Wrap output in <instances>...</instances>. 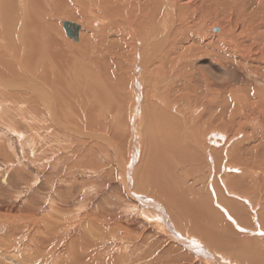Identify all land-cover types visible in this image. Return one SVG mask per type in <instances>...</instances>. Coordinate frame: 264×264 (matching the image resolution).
<instances>
[{
  "label": "rangeland",
  "instance_id": "obj_1",
  "mask_svg": "<svg viewBox=\"0 0 264 264\" xmlns=\"http://www.w3.org/2000/svg\"><path fill=\"white\" fill-rule=\"evenodd\" d=\"M55 1L57 0H38L35 9L42 15L37 20L44 21V25L51 22L55 24L59 47L66 51L68 60L90 67L89 88L92 89H88L87 93L85 90L82 92L86 86L78 84L80 74H76L74 79H70V75H64L63 79L56 80L59 84L55 83V91L62 100V109H55V114L61 117L57 122L47 113L43 99L45 96L41 95L46 89L42 86L44 78L40 75L50 68L46 66L49 65L50 57L47 54L51 42L47 31H42L43 27L38 25L39 22H36V28L32 26L31 43H40L45 55L42 56L44 60L38 58L30 62L31 69L23 71L24 80L17 78L22 71L16 62L11 60L6 62L11 65L3 64L5 59L9 60V56H12L9 49L4 56L0 48V72L3 73H0V80L8 85L0 87V253H7L5 257L9 258V261L0 259V264H60L59 260L64 258L69 259L67 261L70 264H208L195 254L197 249L192 248V241L185 244L180 239L174 240L158 225L162 218L160 210L150 209L158 214L151 211L150 214L154 216L151 218L157 220H149L151 218L146 213L149 206L145 207L143 203L141 205L137 194L147 192L151 197L160 199V186L157 183L160 180L164 185L170 182L169 185L172 184L175 191H181L185 196L202 195L206 201L212 198L210 202L218 208L219 205H215L217 197H213L216 194L213 182L217 184V180L227 178H232L234 183H228L227 186L219 182V198H222V205L232 203L238 206L240 213L243 212L242 220L238 219L239 216H234L233 220L226 218L233 227L228 234L237 233L240 240L229 241L230 236H226L225 239L215 242H208L205 237H196L197 241L207 249L215 251L217 257L224 262L227 260L230 264L234 261L242 264H264V59L258 60L259 55L263 54L264 44L262 41L257 43L258 38L253 35L255 31L247 30L239 35L242 45L226 40L225 49L221 48L219 53L201 52L194 57H181L177 67L169 72V63H165V60L150 57L144 59L145 62L141 65L135 61L132 54L136 50L129 48L124 41V38H134L132 31L136 29L137 23L131 21L130 15L128 19L125 13L117 15L110 12V18H104L105 14L101 13L102 19L94 20L93 14L83 10L73 12L68 5L61 7ZM216 1L206 3L207 16L212 17L207 21L210 26L213 24L211 28L206 21L201 27L200 33L206 37L218 33L219 30L216 29L220 26L217 16L221 22L227 17L225 12V17L220 15L223 9L228 13L233 7L240 14L239 9L235 8L238 4L234 6L233 3H222L224 0ZM72 3L77 4L75 1ZM99 11H95L97 15L100 14ZM24 15L19 14L14 32L4 30L6 25L0 18V34L13 36V40L17 42V54V47L22 46L17 37L21 30L19 27L25 24ZM28 18L27 16V21L30 19L34 23L31 17ZM66 20L83 24V38L89 37L95 31L92 41L95 46H100L104 29L105 33H115L111 29L122 31V35L118 33L122 51L119 46L110 47L109 51L128 53L113 55V59L105 64L103 73L95 63L97 57L101 58L97 48L76 54L75 48L71 47L70 44L78 45L82 39H70L64 26ZM112 20H115L114 24H120L116 26ZM128 20L133 23L130 29L126 25ZM161 21L162 24L164 20ZM161 24L158 25L161 27ZM150 25L151 23L145 31V39L155 34L156 26ZM158 31L160 34L165 33ZM0 41L1 45L3 41ZM238 46L236 53L234 48L238 49ZM243 50L247 54H242ZM138 66L145 72L142 73L145 76L142 80H146V84L143 81L144 99L136 104L133 76ZM29 75L34 76L29 78ZM192 76L197 91L205 93L203 99L198 100L194 95L195 86H190ZM47 84L51 86L50 83ZM98 93L104 97L101 98V105L95 100ZM189 94L192 95V100ZM214 94L219 100L228 99V103L221 104L212 112L209 104L214 100ZM247 98L250 103L246 102ZM217 99L215 102H218ZM158 111L161 115H157ZM134 112H138L137 117L133 116ZM217 114L221 116V120L212 122L207 118ZM138 117L141 125L136 123ZM218 129L229 139L226 145L217 148L218 153H221V162L213 164L206 157V149L211 144L207 138L216 137L217 135L210 134L209 131ZM172 135L176 137L173 144L170 140ZM130 146L136 151L132 152ZM161 148L163 157L166 156L168 161L160 165L156 150L160 152ZM239 153L244 158L249 156L247 161L250 160V164L242 163ZM235 157L238 164L233 160ZM133 165L132 172H126L125 176L126 168ZM228 165L240 168L238 171L230 170ZM247 172L251 175L246 176ZM132 180L135 186L130 189L127 182L132 183ZM240 180H244L247 185H238ZM215 187L219 190L216 185ZM191 199L186 197V201H180L182 203L172 200L167 202L165 198L160 200L166 203L174 223L181 222L185 229L189 225L184 221H193L187 215L191 205V201H188ZM186 203L189 206L187 209ZM219 214L216 213L215 216ZM185 231L188 233L186 229ZM190 231V236L195 234L194 230ZM45 251L49 253L46 255ZM74 254L79 256L78 262L75 261ZM24 255L26 257L22 258ZM48 255L51 256L50 260ZM256 255L258 261L254 257Z\"/></svg>",
  "mask_w": 264,
  "mask_h": 264
},
{
  "label": "bare ground",
  "instance_id": "obj_2",
  "mask_svg": "<svg viewBox=\"0 0 264 264\" xmlns=\"http://www.w3.org/2000/svg\"><path fill=\"white\" fill-rule=\"evenodd\" d=\"M75 1L77 4H73L72 2ZM57 0L55 1L56 3H58L61 7H65L68 5V8L73 11H79V10H83L84 12L88 13V14H93L94 20H101V13L105 14V17L108 16L110 18V15H112L110 12L112 13H117V15H119V13H125L126 15H128V19H129V15L131 18V21L134 23L136 22V29L134 28L132 32L133 33V37H128V38H124L125 44L128 43L129 48H134L136 51H134V53L132 54V56H134L135 61H138V63L141 65L142 62H145L144 59L146 58H157L158 60H165L164 62H168V71L169 72H173V68L177 67L180 58L181 57H185L187 55L193 56L194 55H198L201 54V52H207L210 54L213 53H219L221 52V48L225 49V42L224 41H230L232 43H235L237 45H242L243 42H239V35L244 34V32H246L247 30L250 31H255L253 32V35L256 36L257 39V43L262 41V44H264V0H224L222 3L226 2L228 3H233L234 6H237L235 8H238L240 11H234L233 7L228 10L229 12L227 13L225 11V9H223L220 12V15L224 16V12L226 13L225 18H223V22H221V20H219V25L220 27H218L216 30L218 31V33H214V35H210L209 37H206L204 34H201V27H203L206 24V21L208 20V18L211 20V15H208V12L206 13V7L207 4L209 2H213L215 0ZM34 2V4H33ZM90 2V3H89ZM218 2V0L216 1ZM38 3V0H0V18L3 21L2 23L5 24L6 26L3 27L5 28L4 30L6 31H12L14 32V27H15V22L18 20V18L20 17L19 14H25L24 16V23L22 26L19 27L20 32L18 40L22 43V46L17 47L19 50L18 54L16 53V44L17 43L15 40H13V36L9 35H1L0 34V39L3 41L0 45V48H2V53L4 54V56H6L7 53V49L10 50V54H11V58L9 56V60L5 59V62L3 61V64H5L6 62H10L11 60L16 62L19 67H20V71L21 75L18 76L17 78L19 80H24L25 76H24V70L27 69H31L30 67V62H34L35 59H41L43 55H45V50L42 49V46L40 43H31V35L33 34V28L32 26H34V28L37 27V23L39 22L38 17L41 16L42 14L37 11L36 8V4ZM215 3V2H214ZM33 4V5H32ZM75 5V6H73ZM211 5V4H208ZM230 5V4H229ZM43 6V5H42ZM213 6V5H212ZM218 8V7H217ZM223 8V7H222ZM226 8V7H224ZM42 9V8H41ZM209 9V8H208ZM216 9V8H215ZM227 9V8H226ZM100 10V14H96L95 11ZM122 10V11H121ZM218 10V9H217ZM47 11V9H46ZM215 11V10H214ZM219 14V13H218ZM83 14H81L82 16ZM122 15V14H121ZM27 16L30 18L31 20L36 23H32L30 22V19L27 21ZM78 16V17H81ZM124 16V15H123ZM41 18V17H40ZM164 20L163 23L161 24L160 21ZM240 19V20H239ZM43 20V19H42ZM41 20V21H42ZM116 20V19H115ZM114 20V21H115ZM122 20V19H121ZM241 22H239V21ZM27 21V22H26ZM67 21V20H66ZM72 22V20H69ZM80 21V20H79ZM88 21V20H87ZM114 21L112 20L113 24ZM129 23H127L126 25H128L129 29L132 28V22L130 20H128ZM216 21V20H215ZM23 22V21H22ZM74 22V21H73ZM118 22V21H117ZM162 22V21H161ZM43 22H39L38 25L43 27V32L47 31L48 35H50L51 38V42H50V48L47 54L50 59L48 60L49 65L46 66H50V68H47L45 73L41 74L40 76L42 78H44V81L42 86H44V89H46L45 91H43V93L41 95L45 96L44 99V106H46L47 108V113H49V116H53L54 120L59 122L60 118L58 117V115L55 114L56 112V108L58 109V111H60L62 109L61 106V102L62 100H60V97L58 95V93H56L55 89V83L56 80L59 79H63L64 75H70L72 76L70 79H74L75 75L80 74L78 76V81L80 83L78 84H83L86 86V88H83V93L84 90L85 92L88 89H92L89 88L91 86V82H90V77H91V73L90 71V67L87 66H81L80 64L77 63H72L70 60H68L66 57V51H64L63 48L59 47V42L57 37V34L55 31V24L54 23H50L49 25L46 24L44 25ZM77 24L80 25V29H79V38L78 39H82V42L78 45H73L70 44L71 47L75 48V52L76 54H82V53H86V51H90L92 49H98L99 50V56L101 55V58L97 57L96 58V65L99 68L100 71H104L103 73H105L104 70V66L107 63V61H109L113 55H115L116 53H121L122 55L124 54V52L122 53L121 48H120V36L118 33H121L122 35V31L116 30V29H111L114 30V32H108L105 33V29L103 30V35L100 38V46H95V42H92L95 38V31L93 32V34H90L89 37H82L83 34V29L84 26L83 24H81L80 22H75ZM99 23V22H98ZM101 23V22H100ZM104 23V22H102ZM149 23H151V25L155 30V34L152 36L147 37L146 39L145 37V31L147 30V28L149 27ZM208 23V21H207ZM1 24V23H0ZM120 24V23H118ZM117 24V25H118ZM161 24L162 26L160 27ZM242 24V27L240 26ZM19 25V24H18ZM98 25V24H96ZM102 25V24H101ZM116 25V24H114ZM116 25V26H117ZM135 25V24H134ZM150 25V26H151ZM209 27H213V24L210 26V23H208ZM36 26V27H35ZM241 28H240V27ZM1 27V26H0ZM127 27V26H126ZM18 28V27H17ZM32 28V29H31ZM115 28V27H114ZM119 28V27H117ZM124 28V27H123ZM39 29H41L39 27ZM240 29V30H238ZM27 30V31H26ZM108 30V29H106ZM125 30V29H124ZM164 31L165 33L162 35L160 34V32L158 31ZM3 31V30H2ZM102 31V30H101ZM67 32V31H66ZM97 32V31H96ZM149 32V31H148ZM159 32V33H158ZM4 33V32H3ZM147 33V32H146ZM36 35V33H34ZM40 34V33H39ZM38 34V35H39ZM84 35V34H83ZM87 35V33H86ZM161 35V36H160ZM69 36V35H68ZM33 37V36H32ZM70 37V36H69ZM126 37V36H125ZM16 38V39H17ZM15 39V38H14ZM70 39L77 41L76 39H73L70 37ZM123 39V38H122ZM250 40H252L249 37ZM35 40V39H34ZM256 40V39H254ZM15 41V42H14ZM18 41V42H19ZM67 41V40H66ZM244 41V40H243ZM248 41V39H247ZM1 42V41H0ZM41 42V41H40ZM123 42V41H122ZM62 43V42H61ZM119 43V44H118ZM144 43L146 45H144ZM256 44V43H255ZM93 45V46H92ZM45 46V45H44ZM113 46H119V49L121 51H113L110 52L109 48H113ZM93 47V48H92ZM73 48V49H74ZM59 49V50H58ZM63 49V52L61 53ZM72 49V50H73ZM115 50V49H114ZM217 50V51H216ZM234 50L237 51L239 50V46L238 49L234 48ZM21 51V52H20ZM112 51V50H111ZM133 51V50H132ZM166 51V52H165ZM1 52V51H0ZM71 52V51H69ZM93 52V51H92ZM103 54H101V53ZM128 53V52H125ZM242 54L245 53L244 50L243 52H241ZM254 53V51H253ZM255 54L257 55V53L255 52ZM2 55V54H1ZM127 55V54H126ZM249 55L251 56L252 53L250 52ZM103 56V57H102ZM117 56V55H116ZM129 56V55H128ZM127 56V58H128ZM131 56V55H130ZM139 58V59H138ZM257 58V57H256ZM44 60V58H42ZM83 59V58H82ZM113 59V58H112ZM264 59V51L263 54L260 56L259 55V61ZM129 60V59H128ZM133 60V59H132ZM73 61V59H72ZM137 63V64H138ZM154 63V62H153ZM11 65V63H6ZM47 64V63H46ZM128 64V63H127ZM146 64V63H144ZM159 64V63H158ZM161 64V63H160ZM57 65V67H56ZM243 65H247L246 63H243ZM110 66V65H109ZM156 66V65H155ZM191 66V65H190ZM6 67V66H5ZM14 67V66H13ZM154 67V66H153ZM162 67V66H161ZM57 68V70L55 69ZM89 68V69H88ZM165 68V67H164ZM163 68V69H164ZM54 69L56 70V72L54 71ZM146 69V68H145ZM158 69V68H157ZM162 69V70H163ZM181 69V68H180ZM65 70V71H64ZM134 70V69H133ZM132 70V71H133ZM1 71V68H0ZM165 71V70H163ZM109 72V71H108ZM151 72V71H150ZM156 72V71H154ZM1 74H3L2 72H0ZM141 71V67H137L134 70V85H135V89L134 92L136 94V100H134V102L136 101V104H139L142 99H144V95L145 92L143 90V73ZM148 73V72H147ZM153 74V72H151ZM32 74V73H31ZM168 74V73H167ZM174 74V73H173ZM37 75V76H36ZM35 76L39 79L41 77L38 76V74H36ZM76 75V76H77ZM149 75V74H147ZM34 75L30 76L29 78H32ZM131 76V75H130ZM164 76V75H163ZM92 79V78H91ZM93 80V79H92ZM198 80V79H197ZM28 81V80H27ZM38 81V80H37ZM151 81V80H150ZM50 83L51 86L49 84ZM94 82V81H93ZM132 82V81H131ZM146 82V80L144 81V83ZM130 83V82H129ZM25 84V83H24ZM29 84V83H28ZM31 84V82H30ZM41 84V83H39ZM59 84V83H58ZM146 84V83H145ZM152 84V83H151ZM154 84V82H153ZM93 85V84H92ZM21 86V85H20ZM95 86V85H94ZM190 86L193 88L195 85L193 84V76L190 79ZM0 87H8L7 84H5L4 81L0 80ZM59 87V86H58ZM156 88V87H155ZM154 88V90H156ZM33 89V88H32ZM94 89V88H93ZM196 89L195 94L198 97V100L203 99L205 93H201L200 91H197L196 86L193 88ZM35 90V89H34ZM82 90V89H81ZM142 91V93H141ZM210 91V90H209ZM45 92V93H44ZM90 92V90H89ZM133 92V93H134ZM48 93L49 95L47 96ZM60 93V92H59ZM87 93V92H86ZM92 93V92H91ZM95 93V92H94ZM144 93V94H143ZM147 93V92H146ZM70 94V93H69ZM153 96V93H151ZM32 95V94H31ZM148 95V94H147ZM212 95V94H211ZM64 96V95H63ZM96 96H98V98H96L95 100H97V104L98 102L102 103V95L101 93H98ZM141 98H138V97ZM155 96V95H154ZM189 98H191V94L188 95ZM215 98L212 102H210L209 107L210 109H213L212 112H214V109H217L218 106H221V104L224 103H228V99H217L218 97L214 94L213 95ZM258 96V95H257ZM39 97V96H38ZM81 97V96H80ZM94 97V94H93ZM156 97V96H155ZM229 96H227L228 98ZM246 97V96H245ZM104 98V97H103ZM200 98V99H199ZM232 98V97H231ZM251 98V97H250ZM153 99V97H152ZM205 99V98H204ZM217 99L218 102H215V100ZM242 98H240L241 100ZM248 99V98H247ZM246 102H249V99ZM29 100V99H28ZM150 100V99H149ZM190 100V99H189ZM192 100V98H191ZM230 100V99H229ZM36 101V99H35ZM89 101V98H88ZM107 101V100H106ZM123 101V100H122ZM195 101V100H194ZM69 102V101H68ZM109 102V101H108ZM193 102V101H192ZM133 103V102H132ZM142 104V103H141ZM108 105V104H107ZM110 105V104H109ZM129 105H131L129 103ZM200 105V104H199ZM240 105V104H239ZM136 106V105H135ZM141 106V105H139ZM249 106V105H248ZM132 107V106H131ZM138 107V106H136ZM250 108V107H249ZM137 109V108H135ZM139 109V108H138ZM220 109V108H219ZM46 110V109H45ZM107 110V109H106ZM130 110V109H129ZM144 110V109H143ZM159 110V108H158ZM166 110V109H165ZM164 110V111H165ZM208 110V109H207ZM94 111V109H92V112ZM138 111V110H137ZM140 111V110H139ZM138 111V112H139ZM138 112H134L133 116L137 117L138 116ZM151 112V111H150ZM154 112V111H153ZM152 112V113H153ZM159 112V111H158ZM204 112V111H203ZM59 113V112H58ZM157 113V112H156ZM189 113V112H188ZM207 113V112H206ZM222 113V112H221ZM95 114V113H94ZM93 114V115H94ZM163 114V113H162ZM198 114V113H197ZM204 114V113H203ZM216 114V113H215ZM224 114V113H223ZM222 114V115H223ZM152 115V114H151ZM155 115V114H154ZM157 115H161V112H159ZM169 116V114H167ZM177 115V114H176ZM201 115V114H200ZM140 116V115H139ZM199 116V115H198ZM153 117V115H152ZM158 117V116H157ZM177 117V116H176ZM180 117V116H179ZM193 117V116H192ZM50 118V117H49ZM162 118H166V117H162ZM175 118V117H174ZM181 118V117H180ZM200 118V117H199ZM207 118H210V120H212V122L221 120V116L220 115H215L214 117H212L211 115L208 116ZM159 119H161L159 117ZM171 119V118H170ZM192 119V118H191ZM137 120V119H136ZM177 120V119H176ZM140 118L138 117L137 120V124H140ZM171 121V120H170ZM169 121V122H170ZM165 123V121H164ZM136 124V125H137ZM166 124V123H165ZM149 125V124H148ZM172 125V124H171ZM165 126V125H164ZM169 126V124H168ZM184 126V125H183ZM167 127V126H166ZM171 127V126H170ZM182 127V126H181ZM210 127V126H209ZM178 128V127H177ZM162 129V128H161ZM181 129V128H180ZM183 129V128H182ZM211 129V128H210ZM137 130V129H136ZM165 130H167L165 128ZM164 130V131H165ZM208 130V128H207ZM162 131V130H161ZM179 131V130H178ZM169 132V131H168ZM210 134H215L217 135L216 137H210L207 139H210L209 142L211 143L208 146V149H206V154H207V158L209 160H211V162L214 164L216 163H220L221 162V153H218L217 148L222 147L224 145L227 144V135H225V133L223 131H221V129L219 130H211L209 131ZM166 134V133H165ZM164 134V135H165ZM209 134V135H210ZM134 136V135H133ZM177 136V135H176ZM230 136V135H229ZM172 139H170L172 141L173 144V140L174 138H176L175 136H171ZM179 137V136H178ZM168 138V137H167ZM168 139V140H169ZM178 139V138H177ZM167 140V141H168ZM176 140V139H175ZM94 141V140H93ZM162 141V140H161ZM178 141H180L178 139ZM201 141V140H200ZM134 142V141H133ZM163 142V141H162ZM175 142V141H174ZM161 143V142H159ZM169 144V145H172ZM230 144V143H229ZM168 145H166L167 148ZM131 147V146H130ZM132 148V147H131ZM130 148V149H131ZM159 148V147H157ZM169 148V147H168ZM226 148V147H225ZM173 149V148H172ZM229 149V148H228ZM141 150V149H140ZM161 151L159 152V150H156V158L158 161V164H162L168 161V158L163 157L162 155V148L160 149ZM129 151V150H128ZM136 151V149L131 150ZM229 150H227L228 152ZM159 152V153H158ZM225 153V152H224ZM223 153V154H224ZM231 153V152H230ZM130 154V153H129ZM229 154V153H228ZM132 155V154H131ZM239 155L242 157V155L239 153ZM153 156V155H152ZM258 156V155H257ZM260 156V155H259ZM134 157V156H133ZM191 157V156H190ZM249 156H246V158L242 157L241 161L244 164H250V162L248 163L247 158ZM251 157V156H250ZM148 158V156H147ZM132 159V158H131ZM140 160L143 158H139ZM148 160V159H147ZM150 160V159H149ZM234 161L236 160L237 164V158L235 157L233 159ZM232 160V161H233ZM253 160V159H252ZM257 160V159H256ZM263 160V159H262ZM149 162V161H147ZM151 162V161H150ZM254 162V161H253ZM132 163V162H131ZM144 163V162H143ZM234 163V162H233ZM264 163V162H262ZM130 164V163H129ZM136 164V163H135ZM232 165V164H231ZM129 166V165H128ZM146 166V165H145ZM217 166V165H216ZM235 166V165H234ZM232 167L230 165H228L230 170H239V168L237 167ZM239 166V165H237ZM255 166V165H254ZM144 167V166H143ZM181 167V166H180ZM225 167V166H224ZM123 168V167H122ZM134 168V165L131 167H127L125 172V176H126V172L131 171ZM147 168V167H146ZM168 168V167H167ZM227 168V167H226ZM264 168V167H263ZM145 169V168H144ZM143 169V170H144ZM251 169V168H249ZM123 170V169H122ZM137 170V169H136ZM165 170V169H164ZM170 170V169H169ZM164 172V171H163ZM227 172V170L225 171ZM130 173V172H129ZM128 173V174H129ZM134 173H136L134 171ZM148 173V172H147ZM140 174V173H139ZM229 174V173H228ZM143 175V174H142ZM251 174H249L248 172L246 173V176H249ZM145 176V175H144ZM144 176L142 178H144ZM176 176V175H175ZM135 177V176H134ZM140 177V176H139ZM230 177V176H229ZM141 178V177H140ZM250 178V177H249ZM171 179V178H170ZM176 180V179H175ZM214 180V179H213ZM216 180V178H215ZM143 181V179H142ZM159 182H157L159 184V197L161 198H165V200L167 199V202H169L170 200L172 201H186L185 198L186 197H190L192 198L191 200H187L188 202L191 201V205L190 208L188 210V216H191L192 218V222H188V221H184V223H187L189 225V228L191 230H194L193 235H189L188 233L191 232L189 228L185 229L187 230L188 233H186L183 225L181 222H175L173 221V217L171 215V213L168 211L167 209V205L165 202H163L162 200L155 199L153 197H151L150 194L146 193H139L137 195H139L138 197V201L141 203V205H145V207H148L146 210V213L148 216L154 217L153 215H151V211L150 209H155L156 211L160 210L161 211V220L159 222L158 225H161L162 229H165V231H167L172 239L174 240H179L182 243L185 244H189L188 241H192V245H193V249L196 247L197 249V253L195 252L196 255L200 256L202 258V260H204V263H208V264H230L228 263L229 261L220 259L217 257V253L215 251L209 250L206 247H204L201 243H199V241H197L196 237H199L200 239L205 237L207 238V240H209L208 242H215L216 240H220V239H225L226 236H230L229 241H234V242H238L239 236L237 235V233H230L228 234L231 229L233 228L232 225L227 222V219L229 218V220H233L235 219L234 216L238 217L239 216V220L243 219L242 213H240V209L238 208L237 205L235 204H223L221 203L222 198H219V194L221 193V189H219V182L220 184H227L230 183L232 185V183H234V180L232 178H227V179H221V181L217 180V184H215L213 182V186H214V191H215V195L213 197H217V202L215 205H219L218 208H216L214 205H212V203L210 202V200H213L212 198H208V201H206L205 199H203L202 195H196L197 197H191V196H185V194H183L181 191L177 192L174 190V188L169 185V183H167L166 185H164L163 183H161L160 180H158ZM168 180L166 179V182ZM174 180H172L173 182ZM250 181V180H249ZM237 182V181H236ZM251 182V181H250ZM249 182V183H250ZM254 182V181H252ZM248 183V182H246ZM248 183V184H249ZM238 185H247L245 184L244 180H240L239 182H237ZM126 185V184H125ZM215 185L218 187L219 190H217V188L215 187ZM252 185V184H251ZM127 186L131 189L134 188L135 184H134V180H132L131 182H127ZM127 187V188H128ZM232 187V186H231ZM247 187V186H246ZM181 188V187H180ZM228 188V187H227ZM187 189V188H186ZM226 189V188H225ZM230 189V188H229ZM228 189V190H229ZM149 190V189H148ZM152 190V189H151ZM135 191V190H134ZM150 191V190H149ZM197 191V190H196ZM246 191V190H244ZM243 191V192H244ZM232 192V191H231ZM253 192V191H252ZM251 193V192H250ZM246 194V193H245ZM192 195V194H191ZM204 196V195H203ZM212 196V195H211ZM246 196V195H245ZM132 197V196H131ZM135 197V198H137ZM185 197V198H184ZM241 197V196H240ZM215 199V198H214ZM164 200V199H163ZM245 200V199H244ZM249 202V201H248ZM143 203V204H142ZM182 203V202H180ZM244 206V205H243ZM242 206V208H243ZM246 206V205H245ZM189 206H187L186 203V209ZM240 207V205H239ZM216 208V209H214ZM241 208V209H242ZM254 208V207H253ZM221 209V210H220ZM221 212V214H219V211ZM156 211H152V212H156ZM224 212V213H222ZM68 213V212H67ZM157 213V212H156ZM219 214L216 215L215 214ZM158 214V213H157ZM143 215V214H142ZM231 215V216H230ZM221 216V217H220ZM143 217V216H142ZM224 217V218H223ZM227 218V219H226ZM153 222H155L157 219L156 218H151L149 219ZM16 221V220H15ZM245 221V220H244ZM247 222V221H246ZM245 222V223H246ZM158 223V222H157ZM148 227V226H147ZM220 229H219V228ZM243 227V226H242ZM160 228V227H159ZM52 229V228H51ZM182 229V231L180 230ZM55 231V230H54ZM163 231V230H162ZM225 233H224V232ZM259 231V230H258ZM257 231V232H258ZM185 232V233H184ZM223 232V234H222ZM227 232V234H226ZM232 232V231H231ZM256 232V231H255ZM259 232H263L262 230ZM167 233V234H168ZM225 235V236H223ZM44 236V235H43ZM238 236V237H237ZM195 237V238H194ZM170 239V238H169ZM227 239V240H228ZM39 240V239H38ZM47 240V239H46ZM74 240V239H73ZM72 240V241H73ZM206 240V241H207ZM236 240V241H235ZM49 241V240H48ZM226 241V240H225ZM76 242L74 241V244ZM227 243V241H226ZM72 244V243H71ZM86 244V243H85ZM231 244V243H230ZM235 244V243H234ZM255 244V243H254ZM67 245V244H65ZM5 247V246H4ZM251 247V246H250ZM256 247V246H255ZM21 248V247H20ZM42 248V247H41ZM252 248V247H251ZM13 248H11L12 250ZM44 249V248H43ZM47 249V248H46ZM236 249V248H235ZM18 250V249H17ZM49 250V249H48ZM71 250V249H70ZM250 251V250H249ZM5 252V251H4ZM46 255L49 253V251H45ZM65 252V251H64ZM6 253V252H5ZM72 253V252H71ZM74 253V252H73ZM119 253V252H118ZM252 253V251H251ZM254 253V252H253ZM7 254V253H6ZM6 254H1L0 253V259H3L4 261H9V258L5 257ZM11 254V253H9ZM28 255V254H27ZM75 255V254H74ZM142 255V254H141ZM248 255V254H246ZM264 255V254H263ZM19 256H21V254H19ZM63 256V255H62ZM61 256V258H62ZM77 256L75 255L74 259L75 261L78 262L77 260ZM231 256V255H230ZM26 256L24 255L25 258ZM37 257V256H36ZM39 257V256H38ZM79 257V256H78ZM81 257V256H80ZM125 257V256H122ZM141 257V256H140ZM148 257V256H146ZM161 257V256H160ZM251 257V255H250ZM253 257V256H252ZM254 257H257L254 256ZM48 260H50L51 256H47ZM58 258V257H57ZM56 258V259H57ZM64 258V257H63ZM73 258V257H72ZM152 258V257H151ZM18 259V258H17ZM55 259V260H56ZM119 259V258H118ZM137 259V258H136ZM135 259V260H136ZM146 259V258H145ZM160 259V258H159ZM13 260V259H11ZM10 260V261H11ZM29 260V259H28ZM43 260V259H42ZM47 260V259H46ZM47 260V261H48ZM54 260V262H55ZM58 260V259H57ZM69 259H60L59 262L60 264H70V261H67ZM127 260V259H126ZM163 260V259H162ZM238 260V259H236ZM258 257H257V261H258ZM52 261V260H51ZM137 261V260H136ZM140 261V260H139ZM147 261V259H146ZM149 261V260H148ZM177 261V260H176ZM206 261V262H205ZM240 261V260H238ZM53 262V263H54ZM57 262V261H56ZM55 262V263H56ZM138 262V261H137ZM169 262V261H168ZM174 262V261H173ZM3 263V262H2ZM5 263V262H4ZM19 263V262H18ZM42 263V262H40ZM58 263V262H57ZM122 263V260H121ZM146 263V262H145ZM152 263V262H151ZM237 263V261L231 262V264H235ZM240 264H242L241 262H239ZM237 263V264H239ZM261 264L263 262H260ZM22 264V263H21ZM33 264V262H32ZM39 264V263H38ZM44 264V263H43ZM47 264V263H46ZM113 264V263H112ZM126 264V263H125ZM129 264V263H128ZM200 264V263H199Z\"/></svg>",
  "mask_w": 264,
  "mask_h": 264
},
{
  "label": "water",
  "instance_id": "obj_3",
  "mask_svg": "<svg viewBox=\"0 0 264 264\" xmlns=\"http://www.w3.org/2000/svg\"><path fill=\"white\" fill-rule=\"evenodd\" d=\"M64 26L67 31V34L71 38L76 39V40L79 38V29H80L79 24L67 20V21H64Z\"/></svg>",
  "mask_w": 264,
  "mask_h": 264
}]
</instances>
